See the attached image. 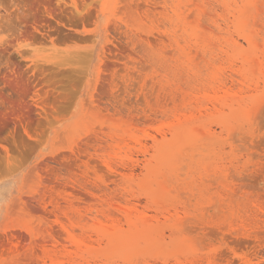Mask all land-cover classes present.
I'll use <instances>...</instances> for the list:
<instances>
[{
  "label": "rangeland",
  "instance_id": "rangeland-1",
  "mask_svg": "<svg viewBox=\"0 0 264 264\" xmlns=\"http://www.w3.org/2000/svg\"><path fill=\"white\" fill-rule=\"evenodd\" d=\"M72 1L0 0V264H264V0Z\"/></svg>",
  "mask_w": 264,
  "mask_h": 264
},
{
  "label": "bare ground",
  "instance_id": "bare-ground-1",
  "mask_svg": "<svg viewBox=\"0 0 264 264\" xmlns=\"http://www.w3.org/2000/svg\"><path fill=\"white\" fill-rule=\"evenodd\" d=\"M71 1H72V0H71ZM73 2L75 3L74 0L72 1V4H73ZM49 15L52 16L51 13H50ZM255 61H256V60H255ZM240 65H241V64H240ZM231 68H232V67H231ZM234 70H235V69H234ZM235 71H236V70H235ZM236 72H237V71H236ZM263 72H264V71H263ZM240 74H241V73H240ZM240 74H239V75H240ZM241 76H242V75H241ZM242 79H243V78H242ZM242 82H244V81H242ZM249 82H251V81H249ZM244 83H245V82H244ZM225 84H226V83H225ZM246 84H247V83H246ZM214 86H215V85H214ZM226 87H227V86H226ZM253 87H254V86H253ZM241 89H242V88H241ZM246 89H247V88H246ZM238 91H240V90H238ZM238 91H237V92H238ZM242 91H243V90H242ZM244 93H245V92H244ZM220 108H221V107H220ZM224 111H225V110H224ZM185 113H186V112H185ZM4 115H5V117H7L6 115H8V116L13 117L14 119H18V121L21 119L20 121L22 122L23 115H22V112H21L19 109H15L14 111L9 112V113H6V114H4ZM196 115H197V114H196ZM181 118H182V117H181ZM20 121H19V122H20ZM201 132H202V131H201ZM27 133H28V131H27ZM202 133H203V132H202ZM201 139H202V138H201ZM87 165H88V164H87ZM88 166H89V165H88ZM113 173H114V172H113ZM83 205H84V204H83ZM45 210H46V209H45ZM53 213H54V212H53ZM263 215H264V214H263ZM60 216H61V215H60ZM60 216H59V217H60ZM59 217H58V218H59ZM61 218H62V217H61ZM63 219H64V218H62V221H63ZM79 220H80V219H79ZM85 220H86V219H85ZM87 220H88V219H87ZM60 221H61V220H60ZM81 221H82V220H81ZM105 222H106V221H105ZM63 223H65V220H64ZM47 224H48V223H47ZM47 227H48V225H47ZM45 228H46V227H45ZM47 229H48V228H47ZM73 229H75V228H73ZM73 229H72V230H73ZM242 229H243V228H242ZM242 229H241V230H242ZM48 230H49V229H48ZM239 230H240V229H239ZM235 231H236V230H235ZM45 233H46V232H45ZM61 233H62V232H61ZM57 234H58V233H57ZM57 234H56V236H57ZM82 234H83V233H82ZM82 234H81V235H82ZM258 234H259V233H258ZM64 235H65V233H64ZM16 236H18V235H16ZM61 236H63V235H61ZM85 236H86V235H85ZM13 237H15V236H13ZM86 237H87V236H86ZM11 238H12V237H11ZM47 238H48V237H47ZM57 238H58V237H57ZM83 238H85V237H83ZM83 238H82V239H83ZM13 239H14V238H13ZM49 239H50V238H49ZM45 240H46V239H45ZM84 240H85V239H84ZM242 240H243V239H242ZM245 240H246V239H245ZM248 240H249V239H248ZM21 241H22V240H21ZM34 241H35V240H34ZM37 241H38V240H37ZM48 241H49V240H48ZM52 242H53V241H52ZM65 242H66V241H65ZM10 243H11V242H10ZM42 243H43V242H42ZM42 243H41V244H42ZM44 243H45V242H44ZM47 243H48V242H47ZM66 243H67V242H66ZM15 248H16V247H15ZM67 249H68V248H67ZM69 249H70V248H69ZM71 249H72V248H71ZM17 250H18V248H17ZM20 250H21V249H20ZM55 252H56V251H55ZM32 253H33V252H32ZM30 254H31V253H30ZM30 254H29V255H30ZM21 255H22V254H21ZM33 256H34V255H32V257H33ZM53 258H54V257H53ZM19 261H20V260H19ZM19 261H18V262H19ZM25 262H26V261H25ZM22 264H23V263H22ZM24 264H25V263H24Z\"/></svg>",
  "mask_w": 264,
  "mask_h": 264
}]
</instances>
